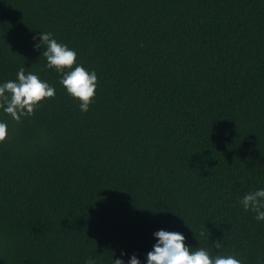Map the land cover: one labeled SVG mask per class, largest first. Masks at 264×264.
Segmentation results:
<instances>
[{"label": "trees", "instance_id": "1", "mask_svg": "<svg viewBox=\"0 0 264 264\" xmlns=\"http://www.w3.org/2000/svg\"><path fill=\"white\" fill-rule=\"evenodd\" d=\"M40 33L96 72L86 113ZM21 67L55 96L0 109V264H147L160 230L264 264V0H0V85Z\"/></svg>", "mask_w": 264, "mask_h": 264}, {"label": "clouds", "instance_id": "2", "mask_svg": "<svg viewBox=\"0 0 264 264\" xmlns=\"http://www.w3.org/2000/svg\"><path fill=\"white\" fill-rule=\"evenodd\" d=\"M46 45L43 56L47 60V68L55 69L62 74L59 83L66 92L79 101L81 112L86 113L96 94L98 77L95 71L89 72L83 66L76 64L77 53L67 45L58 43L52 38V33H40L36 48ZM75 65V67H73ZM55 88L42 81L38 75L25 72L21 67L16 80H10L0 85V109L11 116L15 121L22 117L31 116L35 109L46 99L54 98ZM8 135V126L0 122V142ZM244 209L256 212L255 219L264 221V189L256 190L244 195L241 201ZM201 236L209 238L208 232H201ZM157 243L147 254V264H242L234 255L211 256L209 251L200 248L195 251L185 245V237L179 232L160 230L154 233ZM220 240L215 241L212 247L220 249ZM123 256V253L121 254ZM86 264H95L91 259ZM113 264H124L122 259L113 260ZM128 264H140L133 255Z\"/></svg>", "mask_w": 264, "mask_h": 264}]
</instances>
